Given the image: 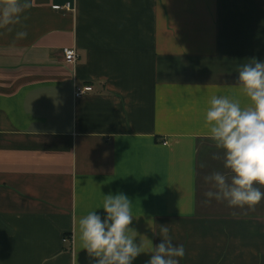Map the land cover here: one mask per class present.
<instances>
[{
  "label": "crops",
  "instance_id": "1",
  "mask_svg": "<svg viewBox=\"0 0 264 264\" xmlns=\"http://www.w3.org/2000/svg\"><path fill=\"white\" fill-rule=\"evenodd\" d=\"M31 5L12 31L0 29V264H95L78 219L103 215L117 191L133 200L145 251L163 224L186 250L180 264H264V200L206 203L204 180L223 171L208 101L249 105L238 69L264 61V0Z\"/></svg>",
  "mask_w": 264,
  "mask_h": 264
},
{
  "label": "clouds",
  "instance_id": "2",
  "mask_svg": "<svg viewBox=\"0 0 264 264\" xmlns=\"http://www.w3.org/2000/svg\"><path fill=\"white\" fill-rule=\"evenodd\" d=\"M31 0H6L0 4V29L20 24ZM27 32L17 31L16 39ZM241 92L248 106L229 96L213 95L208 101L205 123L208 136L218 154L212 159L222 162L223 171L204 177L212 190L205 192L206 203L213 199L229 208H254L264 200V61L251 59L238 69ZM201 164V167H206ZM132 199L123 192L105 195L103 215L98 209L78 219L83 250L95 264H134L142 253H151L147 264H180L186 255L182 244L174 243L167 225L161 224V242L145 251V242L133 227ZM156 234V233H155Z\"/></svg>",
  "mask_w": 264,
  "mask_h": 264
},
{
  "label": "built area",
  "instance_id": "3",
  "mask_svg": "<svg viewBox=\"0 0 264 264\" xmlns=\"http://www.w3.org/2000/svg\"><path fill=\"white\" fill-rule=\"evenodd\" d=\"M69 6L70 5L68 3L66 5V8H69ZM56 8L60 9L61 7L56 6ZM63 55H64L65 60L69 63H75L77 60V52L72 47H64L63 48ZM91 90H93V86H91V85H86L84 87H78L77 86L75 89V93L77 96H80V95L84 94V92L91 91ZM166 144H167V142H166ZM63 240L71 242L72 238L71 237H65Z\"/></svg>",
  "mask_w": 264,
  "mask_h": 264
}]
</instances>
